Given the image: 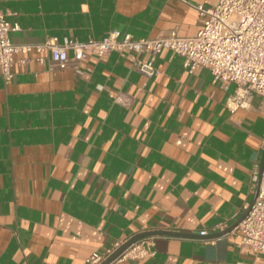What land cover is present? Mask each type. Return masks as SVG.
<instances>
[{"label": "crops", "instance_id": "obj_1", "mask_svg": "<svg viewBox=\"0 0 264 264\" xmlns=\"http://www.w3.org/2000/svg\"><path fill=\"white\" fill-rule=\"evenodd\" d=\"M216 1L0 0V8L16 25L10 40L34 44L113 29L191 36L202 23L194 5ZM68 53L60 68L47 50L16 52L10 81L0 73V264H85L93 250L152 230L188 235H145L147 257L113 264H264L263 254L210 235L254 197L264 97L232 112L235 84L183 66L169 49L151 76L133 68L132 52Z\"/></svg>", "mask_w": 264, "mask_h": 264}, {"label": "built area", "instance_id": "obj_2", "mask_svg": "<svg viewBox=\"0 0 264 264\" xmlns=\"http://www.w3.org/2000/svg\"><path fill=\"white\" fill-rule=\"evenodd\" d=\"M202 23L194 35L181 36L174 29L154 37H134L129 32L113 29L102 37L78 40L66 37L58 41L50 36L43 42L15 44L9 32L16 27L11 24L0 8V73L5 82L13 76V54L35 50L48 51L51 61L64 67L69 59V51L75 60L87 56H102L111 51L132 52V66L139 72L151 76L158 73L154 65L155 56L163 49H169L183 58V66L193 69L207 67L214 79L224 83L233 82L234 92L228 97L227 106L233 112L237 107L248 104L252 94L264 97V0H217L212 6L195 4ZM148 54L142 58V54ZM43 57L37 60L43 62ZM25 61V59H21ZM264 143V139H263ZM244 217L228 228L220 223L213 230L233 240L237 248L250 254L264 255V164L256 193L250 203L245 204ZM199 234H207L201 229ZM124 241H114L93 250L85 257V264H101ZM151 237H140L122 249L110 262L113 264L126 258H144L150 254L148 245Z\"/></svg>", "mask_w": 264, "mask_h": 264}, {"label": "water", "instance_id": "obj_3", "mask_svg": "<svg viewBox=\"0 0 264 264\" xmlns=\"http://www.w3.org/2000/svg\"><path fill=\"white\" fill-rule=\"evenodd\" d=\"M263 163H264V148H263V151H262V157H261V163H260V168H259V172H258V175H257V180H256V186H255V193H256V190L258 188V184H259V181H260V177H261V172H262V169H263ZM255 195V194H254ZM252 201V200H251ZM246 211L247 210H244L243 213L241 214V216L236 220L235 223H237L239 220H241L244 215L246 214ZM234 224L228 226L226 228V230L228 228H230L231 226H233ZM225 230H220V231H217V232H214L212 234H210L211 236H218V235H221ZM152 233H165V234H171V235H179V236H184V235H188L184 232H180V231H172V230H152V231H143V232H138L136 234H133L132 236H130L129 238H127L119 247H117L111 254H109L107 256V258L101 263V264H107L108 262H110L122 249H124L127 245H129L131 242L135 241L136 239L140 238V237H143L145 235H148V234H152ZM201 235V234H200Z\"/></svg>", "mask_w": 264, "mask_h": 264}]
</instances>
